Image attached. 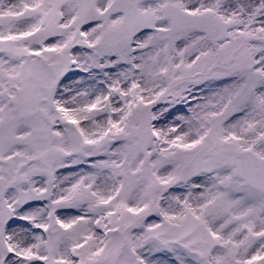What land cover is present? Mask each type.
Segmentation results:
<instances>
[{
	"label": "snow or ice",
	"instance_id": "1",
	"mask_svg": "<svg viewBox=\"0 0 264 264\" xmlns=\"http://www.w3.org/2000/svg\"><path fill=\"white\" fill-rule=\"evenodd\" d=\"M0 264H264V0H0Z\"/></svg>",
	"mask_w": 264,
	"mask_h": 264
}]
</instances>
